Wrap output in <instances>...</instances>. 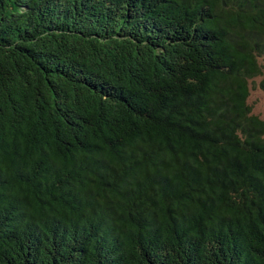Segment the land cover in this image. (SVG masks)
Returning <instances> with one entry per match:
<instances>
[{
  "label": "trees",
  "instance_id": "trees-1",
  "mask_svg": "<svg viewBox=\"0 0 264 264\" xmlns=\"http://www.w3.org/2000/svg\"><path fill=\"white\" fill-rule=\"evenodd\" d=\"M264 0H0V264H264Z\"/></svg>",
  "mask_w": 264,
  "mask_h": 264
},
{
  "label": "rangeland",
  "instance_id": "rangeland-1",
  "mask_svg": "<svg viewBox=\"0 0 264 264\" xmlns=\"http://www.w3.org/2000/svg\"><path fill=\"white\" fill-rule=\"evenodd\" d=\"M259 78L252 80L250 84V97L248 104L252 108L253 114L264 121V92L259 88Z\"/></svg>",
  "mask_w": 264,
  "mask_h": 264
}]
</instances>
